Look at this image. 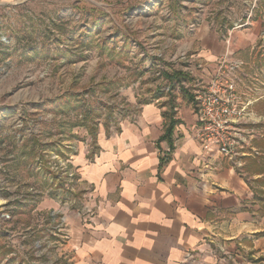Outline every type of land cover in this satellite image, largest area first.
<instances>
[{"label": "rangeland", "instance_id": "1", "mask_svg": "<svg viewBox=\"0 0 264 264\" xmlns=\"http://www.w3.org/2000/svg\"><path fill=\"white\" fill-rule=\"evenodd\" d=\"M198 32L245 63L262 134L246 168L255 163L264 192V0H0V264H66L47 245L60 239L51 211L86 212L89 190L69 180L68 160L147 101L193 97ZM173 71L186 77L170 82ZM49 196L56 209L42 208Z\"/></svg>", "mask_w": 264, "mask_h": 264}, {"label": "crops", "instance_id": "2", "mask_svg": "<svg viewBox=\"0 0 264 264\" xmlns=\"http://www.w3.org/2000/svg\"><path fill=\"white\" fill-rule=\"evenodd\" d=\"M247 37L255 28L234 31ZM232 33V32H230ZM195 53L214 63L228 47L216 32H198ZM245 44V39L239 41ZM230 50V49H229ZM142 104L114 128L101 127L94 145L71 157L78 190L89 188V215L67 209L66 264H264L263 177L245 158L201 157L192 97ZM177 120L162 139L167 113ZM50 197V196H49ZM42 208L56 209L45 198ZM36 224L30 222L28 228ZM54 259V258H52Z\"/></svg>", "mask_w": 264, "mask_h": 264}, {"label": "built area", "instance_id": "3", "mask_svg": "<svg viewBox=\"0 0 264 264\" xmlns=\"http://www.w3.org/2000/svg\"><path fill=\"white\" fill-rule=\"evenodd\" d=\"M197 64L199 69L194 71L192 68L194 72L188 74L199 81L192 89V103L196 109L198 122L194 137L199 142L201 157L208 159L213 154H219L233 161L237 158L259 155V149L251 145L254 139L262 137L261 132L256 131L259 121L252 109L258 99L251 98L248 91L243 90V81L246 77L244 61L235 58L233 52L226 48L213 64L203 62ZM64 172L70 181L75 180L78 183L72 166ZM87 194L89 202L91 199L89 190ZM57 201L60 202L59 199ZM83 209L86 212L74 208L82 216L91 213L88 204L83 206ZM1 216L9 218V214L5 212L1 213ZM53 221L56 222L52 226V235L60 237L55 242L59 244L60 240L63 242L68 238L64 207L61 211L58 209L51 211V223ZM48 244L52 245L50 242H47Z\"/></svg>", "mask_w": 264, "mask_h": 264}, {"label": "trees", "instance_id": "4", "mask_svg": "<svg viewBox=\"0 0 264 264\" xmlns=\"http://www.w3.org/2000/svg\"><path fill=\"white\" fill-rule=\"evenodd\" d=\"M165 74V78L168 80V81H170V82H179L182 78H185L186 76H181V73L180 72H178V71H173V72H171V73H167V72H165L164 73ZM173 87L174 86H172V89H173ZM169 104H171V106H173L172 105V103H173V97H170L169 98V100L167 101ZM173 116H174V111H173V109H171L168 113H167V118L169 119V122H168V126L166 127V130H165V133H164V135L162 136V139L164 138V139H166V140H168V141H171V138H170V136H171V132H172V129H173V127H174V125L177 123V120H175L174 118H173Z\"/></svg>", "mask_w": 264, "mask_h": 264}]
</instances>
